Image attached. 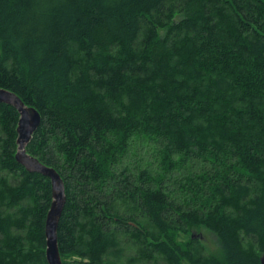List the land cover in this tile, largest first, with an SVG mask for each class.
Wrapping results in <instances>:
<instances>
[{
  "label": "trees",
  "instance_id": "1",
  "mask_svg": "<svg viewBox=\"0 0 264 264\" xmlns=\"http://www.w3.org/2000/svg\"><path fill=\"white\" fill-rule=\"evenodd\" d=\"M0 87L40 114L62 264H261L264 0H0ZM18 117L0 102V264H47Z\"/></svg>",
  "mask_w": 264,
  "mask_h": 264
},
{
  "label": "water",
  "instance_id": "2",
  "mask_svg": "<svg viewBox=\"0 0 264 264\" xmlns=\"http://www.w3.org/2000/svg\"><path fill=\"white\" fill-rule=\"evenodd\" d=\"M0 102L13 106L18 114L17 151L15 159L29 172H37L46 176L51 185V203L48 208L45 224V259L47 264H62L57 242V228L65 204L64 183L60 174L26 151V144L40 123V114L32 106L26 105L14 92L0 87ZM264 264V253L260 257Z\"/></svg>",
  "mask_w": 264,
  "mask_h": 264
},
{
  "label": "rangeland",
  "instance_id": "3",
  "mask_svg": "<svg viewBox=\"0 0 264 264\" xmlns=\"http://www.w3.org/2000/svg\"><path fill=\"white\" fill-rule=\"evenodd\" d=\"M197 239L201 242V244L204 246L205 251L209 252L211 254H218L219 252V245L216 240L215 234H213L211 231L202 228L200 231L197 232ZM188 236H180V239L184 240L187 239Z\"/></svg>",
  "mask_w": 264,
  "mask_h": 264
}]
</instances>
